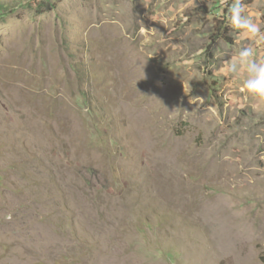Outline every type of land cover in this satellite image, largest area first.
I'll return each mask as SVG.
<instances>
[{"label": "rangeland", "instance_id": "rangeland-1", "mask_svg": "<svg viewBox=\"0 0 264 264\" xmlns=\"http://www.w3.org/2000/svg\"><path fill=\"white\" fill-rule=\"evenodd\" d=\"M232 2L0 0V264H264Z\"/></svg>", "mask_w": 264, "mask_h": 264}, {"label": "clouds", "instance_id": "clouds-1", "mask_svg": "<svg viewBox=\"0 0 264 264\" xmlns=\"http://www.w3.org/2000/svg\"><path fill=\"white\" fill-rule=\"evenodd\" d=\"M230 34L242 35L256 45L264 44V30L246 12L243 0H233L225 17ZM225 71L241 76L240 91L251 99L264 104V58H258L256 49L246 45L225 62Z\"/></svg>", "mask_w": 264, "mask_h": 264}, {"label": "trees", "instance_id": "trees-1", "mask_svg": "<svg viewBox=\"0 0 264 264\" xmlns=\"http://www.w3.org/2000/svg\"><path fill=\"white\" fill-rule=\"evenodd\" d=\"M252 3H253V1H249L248 3L245 2L244 4L248 6V5H251ZM219 37L221 38L222 35H220ZM217 38H218V37H217ZM215 42H216V39L212 42V45H214ZM212 45H211L210 47H212Z\"/></svg>", "mask_w": 264, "mask_h": 264}, {"label": "built area", "instance_id": "built-area-1", "mask_svg": "<svg viewBox=\"0 0 264 264\" xmlns=\"http://www.w3.org/2000/svg\"><path fill=\"white\" fill-rule=\"evenodd\" d=\"M249 1H254V0H243V3H245V2H249Z\"/></svg>", "mask_w": 264, "mask_h": 264}]
</instances>
